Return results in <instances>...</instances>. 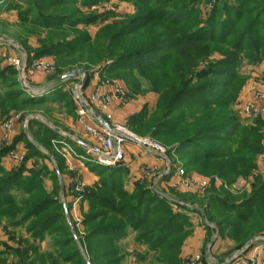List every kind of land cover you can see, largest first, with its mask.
<instances>
[{
	"label": "rangeland",
	"instance_id": "374dc122",
	"mask_svg": "<svg viewBox=\"0 0 264 264\" xmlns=\"http://www.w3.org/2000/svg\"><path fill=\"white\" fill-rule=\"evenodd\" d=\"M48 15L58 18L42 23ZM12 57L52 62L25 78L50 90H27ZM82 70L83 93L122 86L128 103L112 108H125L120 121L165 156L106 169L55 149L66 141L80 152L46 103L62 98L77 121L84 76L61 77ZM256 92L264 94V0H0V264L231 258L264 231V191L243 207L264 185V114L243 111ZM254 132L260 147L242 161L247 170L221 177L213 161L240 153ZM193 177L208 186L183 184ZM168 219L173 228L153 236Z\"/></svg>",
	"mask_w": 264,
	"mask_h": 264
},
{
	"label": "built area",
	"instance_id": "2783aa9c",
	"mask_svg": "<svg viewBox=\"0 0 264 264\" xmlns=\"http://www.w3.org/2000/svg\"><path fill=\"white\" fill-rule=\"evenodd\" d=\"M10 62L18 68L19 74L23 73L25 78L33 75L36 71L49 72L53 68L52 62L43 58L30 64L25 63L24 59L12 57ZM74 100L77 107V123L89 136L90 143L83 144L80 152H77L75 147L66 141L62 143L63 146L53 142L55 149L62 152L64 156L70 155L77 159L87 158L100 166L114 167L128 160L129 147H135L144 154L153 156H165L167 154V149L158 142L149 137L139 136L126 123L116 120L108 114V111L117 102L128 103L129 98L121 85L117 83L104 84L88 97L82 91L74 92ZM96 109L106 113V115L99 114L109 123L108 126L95 116V113H98ZM243 111L246 115L264 114V94L256 92L245 103ZM7 128L11 130V124ZM132 157L133 162L140 161V157L136 153ZM259 161L260 172L263 174L264 153L260 156ZM183 184L202 189L208 186L209 181L207 179L198 180L193 177L185 179ZM237 252L221 263H216L215 259L207 255L209 252L205 254L204 258L197 254L192 256L187 264H264V233L255 236L248 249L240 254Z\"/></svg>",
	"mask_w": 264,
	"mask_h": 264
},
{
	"label": "trees",
	"instance_id": "16d2710c",
	"mask_svg": "<svg viewBox=\"0 0 264 264\" xmlns=\"http://www.w3.org/2000/svg\"><path fill=\"white\" fill-rule=\"evenodd\" d=\"M56 1V0H55ZM58 1H63V2H70L71 0H58ZM51 18H58V17H54V16H50V15H48V16H45L44 17V19L42 20V23H44L45 21H49V22H52V19ZM60 18H62V17H60ZM49 24V23H48ZM258 24V22L257 21H253V23H251V26H255V25H257ZM138 56V54H130V55H127V56H125L124 58H122V59H119L118 61H117V64H119V63H121V62H123V61H126V60H130V59H133V58H135V57H137ZM74 107H75V110L77 109V107H76V103H75V101H74ZM76 117H77V114H76ZM131 129H132V127L130 126V125H128ZM218 127H219V125H217ZM218 127H213L214 129L215 128H218ZM255 133H256V135H255ZM258 132H254V133H252V136H253V134H254V136L252 137V136H250V137H252V138H247V140L246 141H244L245 143H243V148L241 149V151H240V153H238L237 152V154L235 153H231V154H225L224 156H222V157H217V159H215V161H213V162H216V164L218 163V164H220L221 166H220V168H218V170H217V173L218 174H220L221 175V177H225V178H228L229 176H231L233 173H234V171L236 170V167L237 166H239V167H241V168H244V169H246L247 170V168L249 167V166H247V164L245 163V162H242L243 160H245V159H247V160H251L252 159V156L255 154V152H256V150H258L259 149V147H260V144H259V139L260 138H255V136H257V137H259V134H257ZM255 138V139H254ZM204 156V155H203ZM208 155H205L204 157L206 158V159H208V157H207ZM212 162V161H211ZM122 164V163H121ZM120 166V164L119 165H117V166H114V167H112V168H107V167H105L106 169H113V168H117V167H119ZM101 167H103V166H101ZM230 181V180H229ZM264 191V185H263V187L261 188V189H257V192H256V194L254 195V197H253V199L252 200H248V201H246L245 203H244V206L243 207H250V204H252V203H254L255 201H256V199H257V197L259 196V194L261 193V192H263ZM156 200H158V198H156ZM37 209H39V208H41L40 206H38V207H36ZM35 210V209H34ZM171 221H172V219H168V220H165V221H163L160 225H159V227H158V229L156 230V233H154V235L153 236H156V235H159V234H161V233H163V232H166V231H168V230H170L171 228H173V226L171 225ZM262 233H264V231L263 232H260V233H257L258 235H260V234H262ZM257 234H255V235H257ZM253 237V236H252ZM251 237V238H252ZM153 239V238H152ZM244 246V245H243ZM243 246H240V248H242ZM239 248V249H240Z\"/></svg>",
	"mask_w": 264,
	"mask_h": 264
},
{
	"label": "crops",
	"instance_id": "0c3cea01",
	"mask_svg": "<svg viewBox=\"0 0 264 264\" xmlns=\"http://www.w3.org/2000/svg\"><path fill=\"white\" fill-rule=\"evenodd\" d=\"M95 87L92 84L91 89H87L84 91L85 95L88 97L90 96L94 91H95ZM56 93V92H54ZM65 102L67 101H62V98L57 99L56 101H51L49 103H46L47 106H49L52 110H55V108L57 109L56 112H54V115L51 117H54L57 119V121L59 123H66L68 127V133L70 132L71 134H73V136H71L70 134H66L64 133L63 136H65L67 138L68 135H70V137H68L70 139L71 142H75V144L78 146L79 149H81V146L83 144H89L90 143V138L89 136L84 132V130L82 129V127H80L77 124V121L68 116V113L65 109ZM45 106V105H42ZM96 112L102 114V115H106L105 112L100 111L99 109H96ZM128 112L126 111L125 108L123 109H115L112 108L110 109V111H108V114H110L114 119L119 120L123 119L124 114ZM50 116H48V119H52ZM53 120V119H52ZM122 121V120H121ZM89 123H92V121H89ZM72 137V138H71ZM128 160L130 163H133V165H138L140 164V161L146 160V159H150L152 160V162H158V159H156L155 156H150L148 154H144L143 152H141L139 149L135 148V147H129L128 148ZM136 153L139 157H140V161L139 162H133L132 161V156L133 154Z\"/></svg>",
	"mask_w": 264,
	"mask_h": 264
},
{
	"label": "water",
	"instance_id": "95a60500",
	"mask_svg": "<svg viewBox=\"0 0 264 264\" xmlns=\"http://www.w3.org/2000/svg\"><path fill=\"white\" fill-rule=\"evenodd\" d=\"M81 74H83V76H84V78L82 79V81H80L79 83H78V85H77V87H75L74 88V92H79L80 91V89L82 88V86H84L86 83H87V81H88V78H89V74L86 72V71H77V72H75V73H73V74H69V75H67V76H63V77H61V79H65V78H69L70 80H73V79H75L77 76H80ZM20 76H21V83L24 85V87L27 89V90H29V91H33L34 92V94H42V93H45V92H48L50 89H47V88H37V89H32V88H30L28 85H27V83H26V80H25V77H24V75H23V73H21L20 74ZM51 90H53V89H51ZM95 116L96 117H98V118H100L101 119V121L104 123V124H106L107 126L109 125V123L99 114V113H95ZM253 241H254V238L248 243V244H246L245 246H243L242 248H240L239 250H238V252H237V254H240L241 252H243V251H245L246 249H248L250 246H251V244L253 243Z\"/></svg>",
	"mask_w": 264,
	"mask_h": 264
}]
</instances>
